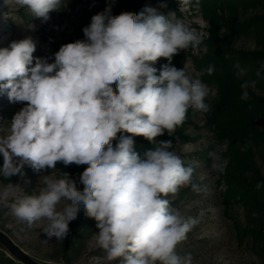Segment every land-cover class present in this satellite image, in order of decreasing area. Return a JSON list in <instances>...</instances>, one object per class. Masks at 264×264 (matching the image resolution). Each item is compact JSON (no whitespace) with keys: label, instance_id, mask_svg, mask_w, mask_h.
<instances>
[{"label":"clouds","instance_id":"1","mask_svg":"<svg viewBox=\"0 0 264 264\" xmlns=\"http://www.w3.org/2000/svg\"><path fill=\"white\" fill-rule=\"evenodd\" d=\"M14 3L43 22L67 7V0ZM83 33L85 39L63 44L51 63L34 57L30 36L0 48V94L24 104L0 135V177L22 174L25 165L49 172L33 194L18 184L0 187V206L28 227L46 222L42 232L61 242L83 208L96 222L95 241L108 264H194L178 247L200 221L174 207L173 198L182 188L199 193L207 186L194 182V167L185 166L172 140L157 138L173 137L189 109L210 110L207 84L172 64L201 37L176 12L151 6L112 15L109 5ZM161 59L167 63L158 69ZM249 87L255 81L241 84V99H248ZM134 137L152 147L141 154ZM209 156L217 168L218 154ZM58 163L87 165L79 175L82 190L67 172L52 174Z\"/></svg>","mask_w":264,"mask_h":264},{"label":"rangeland","instance_id":"2","mask_svg":"<svg viewBox=\"0 0 264 264\" xmlns=\"http://www.w3.org/2000/svg\"><path fill=\"white\" fill-rule=\"evenodd\" d=\"M161 5H165L161 7ZM157 8L161 13L167 14L174 11L192 30L201 37V43L196 47H189L183 52L187 56L183 69L191 78H199L203 82L204 70L198 65L197 59L202 58L207 52V40L210 39V24L203 12L201 5L188 0L176 3L173 0H146L143 7ZM90 9L87 0H67V7L59 12L50 13V19L43 22L42 19L33 17L26 8L15 5L14 0H0V48L8 47L11 42L19 41L26 37H32L36 42L34 57H47L54 62V54L66 43L82 40L83 28L91 22ZM248 12L246 17L251 16ZM245 16L241 17L244 19ZM254 35H242L236 40L233 47L236 50H255L258 48ZM164 59H161L155 67H158ZM205 83V82H204ZM206 84V83H205ZM209 87V95L205 103L209 105L216 95V88ZM24 104L11 103L6 94H0V135H7L14 114ZM206 112L192 109L187 117L188 140L178 141L174 151L184 160L185 166L191 165L195 169L194 182L207 186V191L194 192L190 187L182 188L179 194L173 198V206L179 207L186 215L199 218V224L188 234V239L183 242L178 251L186 255L190 253L194 264H257L256 257L241 244L238 228L243 224V210L240 204L228 206L227 183L224 181V172L228 167V160L222 155L225 146L215 137L214 132L206 124ZM259 126L264 130V118L258 120ZM210 152H216L219 159L218 167L213 168V160ZM261 171L264 174V162L258 158ZM3 157L0 155V166ZM87 165L75 164L65 167L57 164V169L52 172L60 176L61 172H67L71 178L79 183V175ZM49 172H36L30 166L25 165L22 174L9 178L0 177V187L7 183L18 184L26 194L38 192L40 178ZM22 195L23 193H18ZM83 208L77 219L69 223V228L78 225L80 236L86 235L77 248H66V240L58 241L55 237L48 238L42 232L44 223L28 227L20 223L11 215L10 209L0 206V232L7 235L30 258L39 264H108L104 259L105 253L99 249L95 234L98 231L94 219L89 226L79 222L84 215ZM76 231V230H74ZM0 256L13 259L7 250V246L0 240Z\"/></svg>","mask_w":264,"mask_h":264},{"label":"trees","instance_id":"3","mask_svg":"<svg viewBox=\"0 0 264 264\" xmlns=\"http://www.w3.org/2000/svg\"><path fill=\"white\" fill-rule=\"evenodd\" d=\"M146 0H87L89 17L100 13L111 5L112 15L122 12H139ZM179 0H173L176 3ZM201 5L210 24V39L206 54L195 60L204 70L203 80L216 88L217 95L209 103L206 124L216 139L225 146L222 155L228 160L224 172L227 183L228 206L240 204L243 210V224L238 228L242 245L256 257L257 264H264V174L258 158L264 162V130L258 120L264 118V0H192ZM252 12L251 16H247ZM245 16L244 19L241 17ZM252 34L257 40L255 50H236L233 45L242 35ZM85 39L83 36L82 40ZM187 56L183 51L175 55L172 64L183 69ZM167 63L163 60L157 67ZM246 75L238 76L239 69ZM213 65L215 71L209 75L207 68ZM259 73V75H257ZM255 81V87L248 88V99H241V84ZM192 109H189V112ZM187 115V117H188ZM187 119L176 130L173 137L167 133L158 140H172L173 149L178 141L188 140ZM135 148L143 152L152 145L143 137H134ZM257 184L262 186L258 189ZM79 222L89 226L92 218L86 212ZM79 224L69 228L66 248H77L83 236L77 231ZM76 230V231H74ZM8 252L15 256L7 247ZM0 264H20L13 259L0 256ZM39 264V263H38Z\"/></svg>","mask_w":264,"mask_h":264},{"label":"water","instance_id":"4","mask_svg":"<svg viewBox=\"0 0 264 264\" xmlns=\"http://www.w3.org/2000/svg\"><path fill=\"white\" fill-rule=\"evenodd\" d=\"M0 240L10 249L20 264H38L2 232H0Z\"/></svg>","mask_w":264,"mask_h":264}]
</instances>
